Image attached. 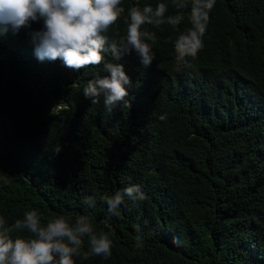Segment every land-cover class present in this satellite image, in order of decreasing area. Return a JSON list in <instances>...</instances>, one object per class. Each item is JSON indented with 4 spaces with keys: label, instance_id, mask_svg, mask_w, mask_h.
<instances>
[{
    "label": "trees",
    "instance_id": "16d2710c",
    "mask_svg": "<svg viewBox=\"0 0 264 264\" xmlns=\"http://www.w3.org/2000/svg\"><path fill=\"white\" fill-rule=\"evenodd\" d=\"M182 2L122 0L102 33L105 61L130 77L129 108L83 95L107 75L103 65L38 60L27 33L42 22L0 37V216L10 225L37 209L42 225L63 215L71 226L87 217L96 235L109 234L112 255L85 259V236L76 264H264V0H216L204 48L182 71L173 43L187 17L177 30L143 25L156 36L145 41L156 59L143 67L126 43L128 10L164 3L168 17ZM130 184L147 199L125 198L114 216L101 197Z\"/></svg>",
    "mask_w": 264,
    "mask_h": 264
},
{
    "label": "clouds",
    "instance_id": "9594fccd",
    "mask_svg": "<svg viewBox=\"0 0 264 264\" xmlns=\"http://www.w3.org/2000/svg\"><path fill=\"white\" fill-rule=\"evenodd\" d=\"M121 4L122 0H0V37L9 31L15 35L21 29L30 30L33 23L42 22L39 30L27 33L38 60H60L72 71L103 65L107 75L97 74L89 80L83 88V95L93 98V103L103 96L108 111L121 105L129 108L130 101L126 97L127 88L131 85L130 77L123 64L105 61L107 37L102 35L120 20L125 11ZM215 5L216 0H183L176 6V14L168 17H165L168 9L164 3H158L154 11L151 6H145L142 11L133 6L127 13L126 43L137 53L140 64L147 68L156 55L152 45L145 41L150 40L154 44L156 36L142 32V26L167 23L177 30L187 17L190 26L177 36L173 47L175 70L191 69L194 66L191 61L204 48V37ZM110 50L118 61L120 55L116 44L110 45ZM125 198L144 201L147 196L140 185L130 184L123 190H117L115 195L101 197L114 216L120 215L119 206L125 204ZM41 219L37 209L25 212L22 218L10 225L4 216H0V264H76L74 257L80 254L85 236L89 245L85 259L89 256L107 259L112 255L113 241L109 234L101 231L96 235L87 217H78L75 226H71L63 215H57L44 225ZM135 228V247L143 248L146 237L140 234L139 224ZM25 229L32 238L12 235ZM148 235L154 233L149 232Z\"/></svg>",
    "mask_w": 264,
    "mask_h": 264
}]
</instances>
